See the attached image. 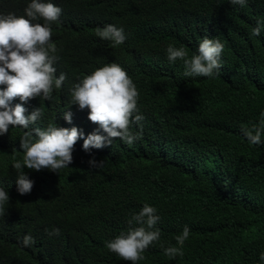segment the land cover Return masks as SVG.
I'll return each instance as SVG.
<instances>
[{"label":"trees","instance_id":"trees-1","mask_svg":"<svg viewBox=\"0 0 264 264\" xmlns=\"http://www.w3.org/2000/svg\"><path fill=\"white\" fill-rule=\"evenodd\" d=\"M30 2L0 0V15L25 16ZM43 2L62 9L51 39L56 76L64 73L66 80L51 100L23 104L26 116L43 110L30 128L52 124L106 136L88 119V109L72 105L70 90L115 62L136 85L139 111L132 119L142 115L143 130L131 145L113 140L90 152L79 139L73 163L58 173L25 168L33 189L20 195L13 164L14 155L22 161L26 130L10 126L0 136V188L9 195L0 214V264H132L106 243L138 226L128 221L144 204L157 210L161 235L137 264H264V133L259 145L242 133L259 125L264 112V29L250 34L264 21V0L243 7L229 0ZM108 24L123 29L122 45L96 36L95 29ZM205 36L224 45L220 70L212 77L184 76L183 62H170L167 47H184L190 57ZM68 109L72 123L64 119ZM130 130L140 132V126L132 123ZM93 159L104 163L93 167ZM185 226L190 235L183 256L164 255L161 245L180 247L175 237ZM53 229L59 235L50 236ZM29 234L35 243L24 247Z\"/></svg>","mask_w":264,"mask_h":264},{"label":"clouds","instance_id":"clouds-1","mask_svg":"<svg viewBox=\"0 0 264 264\" xmlns=\"http://www.w3.org/2000/svg\"><path fill=\"white\" fill-rule=\"evenodd\" d=\"M229 3L243 7L247 0H229ZM61 13L62 9L54 3L31 0L25 8V16L0 15V86H6L0 90V136L7 134L10 126L26 130L20 138L22 161L15 160L14 155L13 164L17 172L16 184L20 195L30 194L33 189V182L25 174V168L37 172L48 169L58 173L73 163L74 146L79 139L83 143V150L90 152L93 148L102 149L106 144L111 145L113 140L131 145L142 136L143 125L140 122L144 117L136 114L134 121L132 119L133 114L139 111V93L127 72L115 62L84 76L70 90L72 105H78L80 110L88 109V119L99 125L106 136L91 134L90 131L78 127L67 129L52 124L46 129L30 128V125L36 124L42 117L43 110L42 107L34 109L26 116L27 109L23 104L36 97L51 100L53 89H60L66 80L64 73H60L57 78V69L53 66L58 57L55 55L57 46L51 39V25L58 22ZM40 20L43 23H33ZM262 29L264 21H258L251 30V36H260ZM95 34L103 40L111 41L112 47L122 45L126 39L123 29H117L111 24L103 28L97 27ZM223 50L224 45L218 38L205 36L196 53L190 57L184 47L169 45L166 53L170 62H183L184 76L212 77L221 68L220 57ZM17 98L21 103L12 106ZM64 119L72 123L69 109ZM132 123L140 126V132L134 133L130 130ZM242 133L250 144H261L264 112L261 113L259 125H253L251 129L244 127ZM16 152L13 149V154ZM89 163L93 167H101L104 161L97 163L93 159ZM8 202V192L0 188V214L4 213V206ZM156 213L154 207L144 204L141 211L128 221L130 226H138L130 227L127 232L107 242L106 248L132 264L143 260L145 250L160 240V230L156 228L160 217ZM49 235H59V229H53ZM189 235L190 228L185 226L182 234L175 237L180 247L164 248L161 245L164 255L170 258L183 256V245ZM34 243L30 234L23 237L24 247H30ZM260 259L264 261V253Z\"/></svg>","mask_w":264,"mask_h":264}]
</instances>
